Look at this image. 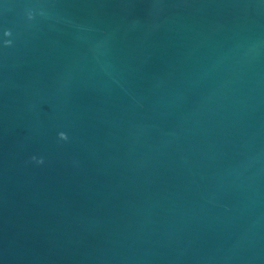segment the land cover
Segmentation results:
<instances>
[{"label": "water", "instance_id": "1", "mask_svg": "<svg viewBox=\"0 0 264 264\" xmlns=\"http://www.w3.org/2000/svg\"><path fill=\"white\" fill-rule=\"evenodd\" d=\"M0 264H264V0H0Z\"/></svg>", "mask_w": 264, "mask_h": 264}, {"label": "clouds", "instance_id": "2", "mask_svg": "<svg viewBox=\"0 0 264 264\" xmlns=\"http://www.w3.org/2000/svg\"><path fill=\"white\" fill-rule=\"evenodd\" d=\"M7 34L8 33H6V35ZM59 136H60V139H65V140L67 139V136L64 133H60ZM33 159H35V158H33ZM38 163H43V160L38 161Z\"/></svg>", "mask_w": 264, "mask_h": 264}]
</instances>
